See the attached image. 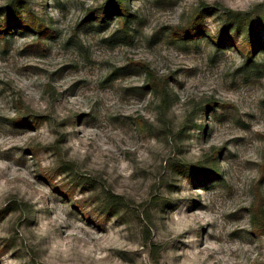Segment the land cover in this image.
I'll return each instance as SVG.
<instances>
[{
    "label": "rangeland",
    "instance_id": "1",
    "mask_svg": "<svg viewBox=\"0 0 264 264\" xmlns=\"http://www.w3.org/2000/svg\"><path fill=\"white\" fill-rule=\"evenodd\" d=\"M116 3L0 0V264H264V0Z\"/></svg>",
    "mask_w": 264,
    "mask_h": 264
},
{
    "label": "trees",
    "instance_id": "2",
    "mask_svg": "<svg viewBox=\"0 0 264 264\" xmlns=\"http://www.w3.org/2000/svg\"><path fill=\"white\" fill-rule=\"evenodd\" d=\"M116 7H117V10H116V12H118V14L120 15V16H122L121 18H120V20H122V22H123V24H126V18H127V16L129 15L128 14V12H129V9L127 8V6H126V3H124V0H118V3H116V5H115ZM235 14V13H234ZM240 16V15H239ZM231 18L232 19H234V21L235 20H240V19H238V18H235V15H231ZM28 22V24L29 25H32V26H34L35 28H39V29H41V27H43L42 25H40V24H36L34 21H27ZM155 88H156V86H154ZM139 124V126L140 127H142L143 126V123L142 122H139L138 123ZM255 223V222H254ZM259 223H261L260 221H259ZM255 228H256V233H257V235H261L262 233H264V225H262V224H257V223H255Z\"/></svg>",
    "mask_w": 264,
    "mask_h": 264
}]
</instances>
